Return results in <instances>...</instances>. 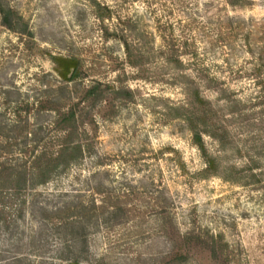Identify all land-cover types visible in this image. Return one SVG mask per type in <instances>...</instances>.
<instances>
[{
    "label": "rangeland",
    "instance_id": "374dc122",
    "mask_svg": "<svg viewBox=\"0 0 264 264\" xmlns=\"http://www.w3.org/2000/svg\"><path fill=\"white\" fill-rule=\"evenodd\" d=\"M227 1L0 0L15 13L14 26L29 33L9 30L0 14V121L12 124L10 107L35 103L58 80L54 57L80 61L72 103L95 82L110 86L104 102L81 106L91 156L31 192L22 220L12 223L17 214L7 211L11 229L0 222V264L19 253L59 264L51 260L61 245L52 213L69 208L71 215L81 202L91 263L186 256V264H264V99L254 101L259 90L246 76L253 62L244 44L248 33L254 40L264 33V0H244L242 9ZM184 75L200 85L217 112L213 121L229 134L227 147L204 139L234 182L223 170L201 178L204 160L171 111L186 99ZM211 80L231 93L230 102L219 100ZM47 136L54 145L56 132ZM113 210L119 219L109 221Z\"/></svg>",
    "mask_w": 264,
    "mask_h": 264
},
{
    "label": "trees",
    "instance_id": "16d2710c",
    "mask_svg": "<svg viewBox=\"0 0 264 264\" xmlns=\"http://www.w3.org/2000/svg\"><path fill=\"white\" fill-rule=\"evenodd\" d=\"M227 3L233 9L245 7L244 0H228ZM0 14L3 25L9 30L19 31L23 35L29 34L27 26L22 29L17 25L14 26V22L18 20L15 13L1 2ZM253 34L255 32L245 36L244 44L253 62L252 69L246 76L259 90L254 98L255 101L264 99V33H261L256 40L252 39ZM52 63L58 80L48 85L43 83L41 98L35 103L10 107L17 119L12 124L0 121V222L7 230L11 229L12 223L24 218L28 209L27 197L31 192L60 178L72 167L80 166L87 157L91 156V149L84 144L86 136L83 129L87 119L81 106L89 102L94 108L106 100L107 91L110 89V86L95 82L91 87L83 89V97L79 102L72 103L76 100L74 96L79 93L82 82L80 61L75 57L59 56L54 57ZM177 64L182 65L180 62ZM181 78L184 81L183 91L186 99L177 107H172L171 111L175 120L186 124L192 135V143L204 160L206 167L200 173L201 178L206 180L218 177L223 170V174L225 173L223 178L228 182H234L230 177L231 170L222 167L218 160L211 156L204 139V135H207L222 147H227L230 145L227 130L224 127L218 129V124L213 121L218 117L217 112L214 113L212 101L203 95L195 79L188 80L189 77L186 75ZM212 83L217 86L213 90L219 100L230 102L231 93L219 87L222 84H218L216 80H211ZM208 89L210 90L211 87ZM113 92L118 93L114 89ZM11 95L10 91L6 92V101ZM66 103L71 105L66 107ZM30 115L34 118L32 126L29 123ZM53 131L58 136L54 145L47 136ZM46 140L49 142L47 143ZM18 148L20 153L16 159H13V154H16ZM252 177L255 178V175ZM32 205L36 208L34 203ZM84 209L85 204L81 202L75 208V213L71 215L69 208H62L52 213L55 218L53 230L61 242L54 258L51 259L52 263L57 261L59 264H94L90 261L87 220L82 215ZM40 210L43 215L47 214L45 209ZM7 211L17 214L12 223L6 219L7 214H10ZM107 216L109 221L119 219L117 210H113ZM35 256L36 258L33 259L30 254L19 253L5 260L3 264H35L33 260L36 259L41 261L40 264H47L44 253ZM177 260L167 264H186L188 257L180 256Z\"/></svg>",
    "mask_w": 264,
    "mask_h": 264
}]
</instances>
